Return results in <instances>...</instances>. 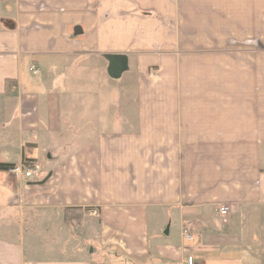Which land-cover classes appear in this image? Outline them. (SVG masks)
Here are the masks:
<instances>
[{
  "label": "crops",
  "instance_id": "obj_1",
  "mask_svg": "<svg viewBox=\"0 0 264 264\" xmlns=\"http://www.w3.org/2000/svg\"><path fill=\"white\" fill-rule=\"evenodd\" d=\"M0 163V264H264V0H0Z\"/></svg>",
  "mask_w": 264,
  "mask_h": 264
},
{
  "label": "built area",
  "instance_id": "obj_2",
  "mask_svg": "<svg viewBox=\"0 0 264 264\" xmlns=\"http://www.w3.org/2000/svg\"><path fill=\"white\" fill-rule=\"evenodd\" d=\"M24 169L22 168H14L13 172L18 173L20 171H23ZM25 173L24 175L27 178H34V177H39L41 175V168L39 166H33V167H29V168H25ZM229 213V208L228 207H222L220 209V215L222 217V222L225 224L227 223V216ZM193 224L192 223H188L185 226L184 229V236L187 240L192 241L193 240ZM186 264H196V262L194 261V259L192 257H189L186 261Z\"/></svg>",
  "mask_w": 264,
  "mask_h": 264
},
{
  "label": "water",
  "instance_id": "obj_3",
  "mask_svg": "<svg viewBox=\"0 0 264 264\" xmlns=\"http://www.w3.org/2000/svg\"><path fill=\"white\" fill-rule=\"evenodd\" d=\"M113 60L115 61H122V60H125V58H123L122 56H113ZM112 60V63H111V75L114 76V77H118L120 75V73L125 70V66H119L117 69V64L114 63V61Z\"/></svg>",
  "mask_w": 264,
  "mask_h": 264
},
{
  "label": "trees",
  "instance_id": "obj_4",
  "mask_svg": "<svg viewBox=\"0 0 264 264\" xmlns=\"http://www.w3.org/2000/svg\"><path fill=\"white\" fill-rule=\"evenodd\" d=\"M14 166L13 165H10V164H2L0 163V171H7V170H10L12 169Z\"/></svg>",
  "mask_w": 264,
  "mask_h": 264
}]
</instances>
